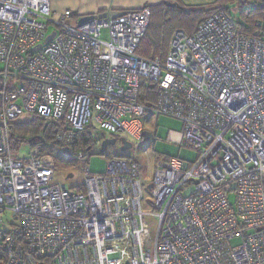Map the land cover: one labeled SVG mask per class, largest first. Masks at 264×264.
I'll return each mask as SVG.
<instances>
[{"label":"built area","instance_id":"built-area-1","mask_svg":"<svg viewBox=\"0 0 264 264\" xmlns=\"http://www.w3.org/2000/svg\"><path fill=\"white\" fill-rule=\"evenodd\" d=\"M71 17L50 0H0V215H13L0 264H264V21L252 37L220 7L191 34L175 30L162 60L138 55L147 7ZM26 114L62 123L63 144L95 124L142 140L140 118L166 116L183 124L170 140L200 158L156 164L153 234L142 165H86L68 188L55 180L60 150L13 155L12 123Z\"/></svg>","mask_w":264,"mask_h":264},{"label":"rangeland","instance_id":"rangeland-1","mask_svg":"<svg viewBox=\"0 0 264 264\" xmlns=\"http://www.w3.org/2000/svg\"><path fill=\"white\" fill-rule=\"evenodd\" d=\"M264 5V0H233L228 2V8L231 12L232 19L237 25H241L244 29H251V23L245 20L243 14L245 11L249 12L253 9L254 6ZM63 14V13H61ZM206 16V15H205ZM154 21L156 20L155 26V35L158 32V16H154ZM152 21V20H151ZM256 22V21H255ZM174 22L168 21L162 23L160 28V38L163 39L169 32L174 28ZM152 27V24H151ZM55 30L54 26H50L48 33H53ZM150 31V30H149ZM103 39H108L107 32L104 31ZM149 37L145 38L142 46L138 50V55L146 58H160L165 59L168 52L169 45L167 44L164 47V41L159 42L160 39L156 37L154 41L163 46L162 49L154 50L151 46V40H148ZM171 39V38H170ZM170 42V40H169ZM165 48V49H164ZM164 49V50H163ZM164 62V61H163ZM33 117L31 115H23L20 118L21 122H26L31 120ZM140 121L144 127V131H148L154 134L152 140H138L136 138H129V141L132 143V149L122 152V145L120 142L116 143L115 146L109 147L103 154H101V147L95 145L90 152V157L88 159H83L81 157L85 156L84 152L79 150L76 152L74 149L72 157L64 158L63 152L58 154V160H54L56 167L55 180L61 182L68 186V188H75L81 186L84 183V168L86 165L89 166L90 172L94 175H102L106 171L108 160L114 157L124 156L128 158H133L137 163L142 165V170L144 173V195L145 201L143 204V209L147 216V221L150 225L151 231L153 234H156L158 228V220L152 216L155 213L154 206L151 202V182L155 171V166L158 162L166 161L170 158H179L180 160L186 162V166L189 167L195 164L199 158L200 154L196 151L189 148H181L177 146L173 141L170 140L172 134L181 133L183 131L182 122L168 118L166 116H160L156 118L150 114L145 115L140 118ZM103 130L95 124V130L93 134L95 137L102 139ZM107 136H109L107 134ZM124 138L127 136H123ZM58 151V149H54ZM13 155L20 160H27L32 156V148L28 142L21 144L18 148L13 149ZM78 153L82 155L77 156ZM60 156V157H59ZM81 158V159H80ZM77 191V189L75 190ZM232 202H234V196H231ZM4 220V224L0 228L7 230L10 227L11 222H13V215L9 212L0 215V219Z\"/></svg>","mask_w":264,"mask_h":264},{"label":"trees","instance_id":"trees-1","mask_svg":"<svg viewBox=\"0 0 264 264\" xmlns=\"http://www.w3.org/2000/svg\"><path fill=\"white\" fill-rule=\"evenodd\" d=\"M230 1L233 0H217L216 4L213 7H209V8L198 7V8H189V9H183V8L172 9V8H166V6L164 5L157 8H151L150 25L145 34V37L141 42L140 47L142 46L145 38L148 35L149 37L148 40H151L150 44L153 47V49L156 51L162 49L163 46H160L154 41L156 37L160 39L159 42L163 43L164 41V47H165L167 44L169 45V40L172 37V34L175 30L181 29L187 32L188 34H191L195 30L196 26L202 20H204L212 12L223 6L225 12L232 19L231 12L228 8V2ZM155 15L158 16V22L160 23L156 35L154 31L155 30L154 25H156L155 24L156 20L154 21L153 19ZM243 16L246 21L251 23L252 28L244 29L241 25L238 26L242 28L247 35L252 37H260L261 36L260 28L264 21V5L261 4L254 6L253 9H251L249 12L245 11ZM168 21L174 22V26H173L174 28L169 32L168 35H166L165 38L161 39L160 38L161 36L159 34L161 31L160 28L162 26V23H166ZM32 117L33 118L31 120L26 122H21L20 120H17L12 123L11 131H10V139H11L10 144L12 151L13 149L18 148L21 144L28 142L31 148H33L37 144H43L45 153H50L54 151V149L56 150L58 149V151L60 150L61 153L62 152L65 153V155L60 153L61 156L63 155L64 158L72 157L73 155L72 151L74 149L76 150V152H79V150H81L82 152L85 153L84 154L85 156L81 158L86 159L87 155L89 154V151L91 152V149L96 145L99 139L94 136L93 129L91 127L88 128L85 132L76 133V135L72 140L63 144L62 142L58 141L56 138V135H58L57 133H59L58 130L62 125V123L46 120L39 116H32ZM79 155L82 154L78 153L77 156ZM58 159L59 158L57 156L55 158V162Z\"/></svg>","mask_w":264,"mask_h":264},{"label":"crops","instance_id":"crops-1","mask_svg":"<svg viewBox=\"0 0 264 264\" xmlns=\"http://www.w3.org/2000/svg\"><path fill=\"white\" fill-rule=\"evenodd\" d=\"M217 0H50V7L53 14L57 17L67 11L72 13L70 23L77 25L84 17H91L100 15L106 12L119 13L123 11L141 10L145 7L157 8L166 6V8H209L216 4ZM145 132V131H144ZM143 132V133H144ZM105 134V133H103ZM102 139H98L97 145L102 146L105 139H116L123 146V139L130 142L127 135L118 136H103ZM153 134V133H152ZM180 134V133H176ZM172 134L170 138H175L177 135ZM127 136V137H123ZM154 137V134H153ZM131 143V142H130ZM132 144V143H131ZM112 146H108L107 149ZM106 149V150H107ZM105 150V151H106Z\"/></svg>","mask_w":264,"mask_h":264},{"label":"water","instance_id":"water-1","mask_svg":"<svg viewBox=\"0 0 264 264\" xmlns=\"http://www.w3.org/2000/svg\"><path fill=\"white\" fill-rule=\"evenodd\" d=\"M114 15H117V13H114ZM104 16L105 15H102V17H104ZM90 18L91 17H84L83 19H81L80 23H84L87 20H89ZM53 37H54V34L49 36L47 38V42H50L53 39ZM143 134H144L146 140L149 141V140L153 139V134L151 132L145 131ZM103 136H105V134H103ZM116 142H117L116 139H105L102 143L100 153L103 154L108 146H115ZM122 143H123V146L121 148L122 152H126V151L132 149V147H133V145L130 142L126 141L125 139H123Z\"/></svg>","mask_w":264,"mask_h":264}]
</instances>
